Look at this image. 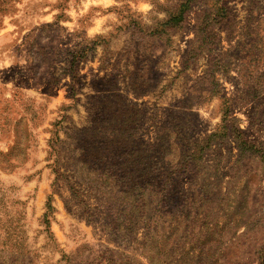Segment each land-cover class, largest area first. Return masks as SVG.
<instances>
[{"label":"rangeland","instance_id":"obj_1","mask_svg":"<svg viewBox=\"0 0 264 264\" xmlns=\"http://www.w3.org/2000/svg\"><path fill=\"white\" fill-rule=\"evenodd\" d=\"M0 264H264V0H0Z\"/></svg>","mask_w":264,"mask_h":264}]
</instances>
